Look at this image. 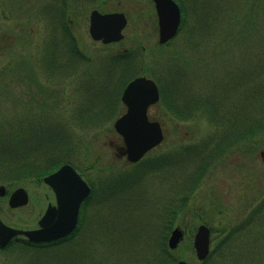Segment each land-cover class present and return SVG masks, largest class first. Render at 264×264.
Returning <instances> with one entry per match:
<instances>
[{
    "label": "rangeland",
    "instance_id": "374dc122",
    "mask_svg": "<svg viewBox=\"0 0 264 264\" xmlns=\"http://www.w3.org/2000/svg\"><path fill=\"white\" fill-rule=\"evenodd\" d=\"M111 1L113 5L108 8L111 6L124 11L129 18L123 40L102 46L90 37L88 20L81 21L75 29L77 41L74 47L67 45L72 41L66 37L64 76L57 73L46 83L44 75L34 69L29 83L15 80L14 72L8 73L5 81L0 83V131L6 130L8 123L15 127L19 125L21 132L25 130L28 133L27 127H35L38 123L44 125L46 122H53L49 125L56 124L63 131L69 130L75 144L70 159L94 188L93 208L88 212L83 228L78 231L81 234L74 236L80 237V240H63L44 251L34 252L27 250L25 244H11L0 251V264H147L154 254L155 258L159 254L160 238L169 221L172 228L180 226L185 232L174 252L176 259H185L190 264H264V222L249 228L254 230L252 235L236 238L240 233L235 228L229 234L264 197L262 144L253 150L231 149L200 174L198 158L184 152L178 157L174 153L178 148L191 146L206 138L213 129L206 116L179 120L162 106H153L149 109V115L161 122L164 140L145 154L140 162L128 163L124 158L117 159L109 142H120L113 124L125 108L121 99L115 100V109L105 108L102 102L108 98V91L113 87L109 85L105 90L106 85L103 84L106 81L102 77L96 80L97 76H102L97 73L99 61L135 43L147 47L142 56L146 63L143 68H150L151 73L155 74L162 66L164 75L163 65H177L186 73L180 77L178 86L184 87L189 94L190 82L193 89L211 96L212 90H219L216 85L223 84L219 78L223 80L225 71L230 72L234 67L236 70L237 66L242 65V74L253 78L255 72L251 74L247 66H252L254 57L264 60V46L260 38L258 41L247 40L244 46L235 43L225 49L220 48L218 42H206L208 37L203 34L204 30H195L189 41V26L196 23L194 18H190L189 22V17L199 8H193L189 0H182L187 10V20L175 38L159 48L156 46L157 17L150 0ZM230 1L218 2L223 15L233 12ZM248 1L245 3L252 7L255 0ZM25 26L14 18H0V67L12 61L15 50L18 57L28 58L32 44L28 36L30 32H26L30 25ZM201 35L204 36L203 43L197 41L203 39ZM192 42L202 45L193 47ZM35 52L33 50V54ZM71 52L76 54L70 55ZM234 72V76L231 75L233 82L238 81L239 77ZM89 80L94 84H87ZM86 95L91 100H85L82 107L89 106L87 108L91 113L101 109L102 116L87 117L80 124V120H77L79 117H74L75 110ZM40 109L45 111L38 112ZM158 158H162L161 167L156 162ZM198 174L200 177L193 179ZM0 184H6L4 178L0 177ZM16 186L27 189L28 203L12 209L7 203L8 195L0 197V216L9 225L32 227L44 211L47 201L52 198V193L45 184L28 179L18 181L12 188ZM201 222L213 229V254L205 262L196 258L192 248L196 227Z\"/></svg>",
    "mask_w": 264,
    "mask_h": 264
},
{
    "label": "trees",
    "instance_id": "16d2710c",
    "mask_svg": "<svg viewBox=\"0 0 264 264\" xmlns=\"http://www.w3.org/2000/svg\"><path fill=\"white\" fill-rule=\"evenodd\" d=\"M220 1L189 0L193 8H199L197 12L193 11L189 17V22L190 18H194L196 22L189 26V41L191 40V36L195 34V30H204L203 34L205 37H208L206 42L209 41L208 43H210L211 40L213 43L218 42L220 48L225 47V49H228L235 43L244 46L247 40L258 41L259 38L261 45L264 46V0L253 1L252 7H248L249 3H245L247 0H237L242 1L241 3L231 0L229 4L235 7L236 10H233L231 7L233 12H227L229 13L227 15H223V12L220 13L221 7L218 3ZM178 2L182 11L180 32L187 20V10L182 0H178ZM220 20L221 22L218 24L217 22ZM201 36L203 39L197 41L203 43L204 36ZM241 39L244 41L241 42ZM170 42L162 46H166ZM73 44H75V40H72L71 44L67 45L74 47ZM200 45L202 44L192 42L193 47ZM206 50L207 48L204 51ZM255 53V56H257V52ZM73 54L76 53H70V55ZM206 55L209 56L208 51H206ZM257 58L258 60L255 57L252 59V61L254 60L251 63L252 66H247L250 68L251 74L255 72L252 74L253 78L247 77V74H242V65L237 66L236 70L234 67L230 72L225 71L223 80L219 78V81L223 82V84L221 86L216 85L219 90H212L213 94L211 96H208V94L204 95V93L195 90V88L193 89L190 82L189 94H187L184 87L178 86L177 82L181 81L180 77L185 76L186 73L176 67L177 65H163L165 66V74L161 76V79L159 75L152 74L150 68L144 70V73L153 76L159 84L161 94L159 106H162L173 117L179 120L206 116L210 122L213 129L207 133L206 138L201 140L202 142L178 148L174 153L178 157L184 152L189 153L193 158H198L201 173H197H204L213 161L223 158L231 149L241 148L242 151H245L247 148H250L253 150L260 144H262L261 147H264V60H260V57ZM135 60L131 55L128 56L124 53L114 52L108 56V59L103 58L99 61L97 73L102 76L95 77L96 80L102 77L106 81V84L105 82L103 84L106 85L105 90H108L107 87L109 85L113 87V89H109L108 91V98L102 102L105 103V108L107 107L109 110L115 109V100L119 101L123 87L135 74L134 72H137L138 68L133 64ZM205 66L207 65L205 64ZM260 68L262 70L259 71L258 69ZM234 71H236V76L239 75L238 81L235 82H233ZM195 76L196 74L193 77ZM87 84H94V82L89 80ZM95 93L99 94L100 92ZM85 100L91 99L87 95L83 97L79 107L75 110L74 117H79L77 120H80V124L87 117L90 119V117L96 118L98 115L102 116L101 109L91 113L90 110L88 111L89 106L85 105L82 107V103H85ZM44 111L45 109L38 110V112ZM46 123L44 125L38 123L35 127H27L26 131L28 133H25V130L21 132L19 125L15 127L13 124L9 125L6 123V130L0 131V177L4 178L9 189L18 181L25 179L35 183H42V177L45 174L52 172L65 162H70L76 166L70 159L73 155L71 150L75 149V144L71 137L72 133L70 134L66 128L67 131L61 130L56 124L49 125L54 124L53 122ZM161 159H156L158 167L163 165L160 164ZM200 174L196 175L193 179H198ZM261 221L264 222V197L257 206L249 211L248 216L239 225L232 228L229 234L231 235L235 228L236 232L240 233L236 238L246 237L249 234L252 235L254 230L253 228L249 230V228L259 224ZM171 228L172 223L169 221L160 238L159 254H156V258L154 254L147 264H175L177 257L174 256V252L178 247L171 250L167 246V236ZM60 242L61 240L52 242L51 244L31 242L24 244L27 245V250L34 252L38 250L44 251V249L55 246ZM211 255L202 262L210 259Z\"/></svg>",
    "mask_w": 264,
    "mask_h": 264
},
{
    "label": "water",
    "instance_id": "95a60500",
    "mask_svg": "<svg viewBox=\"0 0 264 264\" xmlns=\"http://www.w3.org/2000/svg\"><path fill=\"white\" fill-rule=\"evenodd\" d=\"M158 17V41H169L178 31L181 10L175 0H153ZM127 19L123 12L101 13L93 10L90 15L89 33L95 40L104 43L119 41L124 37L123 28ZM159 99L156 82L146 76H137L124 87L121 100L127 106L125 113L114 122V128L124 141L115 146L117 156L130 162L138 161L148 150L158 145L164 138L159 121L148 117L147 109ZM262 154V153H261ZM43 181L54 191L55 205H48L38 220V227L21 229L9 226L0 218V246H5L15 235L23 234L32 242L57 239L69 234L76 225L81 201L90 192V187L74 167L65 163L54 172L43 177ZM6 194V187L0 184V196ZM28 202L24 187L15 188L9 195L8 205L18 207ZM183 237V230L176 226L168 237V246L177 247ZM210 228L201 223L197 226L193 246L198 259L203 260L209 253ZM176 264H189L179 259Z\"/></svg>",
    "mask_w": 264,
    "mask_h": 264
},
{
    "label": "flooded vegetation",
    "instance_id": "af4514ba",
    "mask_svg": "<svg viewBox=\"0 0 264 264\" xmlns=\"http://www.w3.org/2000/svg\"><path fill=\"white\" fill-rule=\"evenodd\" d=\"M150 2L155 16L157 17L154 2L153 0H150ZM109 5H113L111 0H0V18H14L20 20V24H26L25 27L30 25V28H28V31L26 32H30V35H27L30 37L32 49L36 50L33 54V50L31 49L27 56L28 58L26 59L22 56L18 57L15 50V53L11 58L12 61H8L5 65L0 67V83L5 81L9 75L8 73L12 72L16 75L14 76L15 80L29 83L32 81L31 75L34 73V69L39 70L42 76L44 75L43 80L46 83L50 82L57 73L60 75L63 74L64 76L65 52L67 50L66 37L70 38V41L75 40L76 42L75 29L78 23L88 20L89 24L90 15L93 10H98L101 13L115 11L121 12V10L117 8L114 9L111 6V8H108ZM122 12L125 14L128 23L129 18L124 11ZM1 39L0 34V41ZM94 41L100 42L102 46H110L120 42L117 41L105 44L101 40ZM156 46L160 48L162 45L157 43ZM146 48L145 45L138 46L134 43V45L131 44L115 53H124L128 56L131 55L132 58L136 59V62L134 61L133 64L137 66L138 69L137 72H134L135 74L133 76H137L144 74L145 68L143 67H145V63L143 60L145 59L142 56L144 55ZM112 54L113 53H110L109 55ZM155 57L157 58L156 53ZM160 57L161 56L159 55V58ZM157 62L161 63L160 60H157ZM156 72L161 79L163 74L162 66H159ZM157 106L159 105H155L156 108ZM110 143L114 146L118 145V143H113L112 141H110ZM113 149L116 154L117 150L115 148ZM123 158L125 159V157ZM262 158L264 159V155ZM86 181L91 187V192L81 202L77 225L68 236L57 240H80V237L74 236L81 228H83L84 223L87 220L88 212L91 211L93 208L92 205L94 204L93 185L90 181ZM49 190L52 193V198L47 201L45 208L47 205L55 203V196L51 189ZM46 197H48V194H46ZM35 227H37V225ZM78 234L80 235L81 232ZM27 240L28 239L25 236H15L10 239L9 245L16 243L24 244L28 242ZM46 244H51V242Z\"/></svg>",
    "mask_w": 264,
    "mask_h": 264
}]
</instances>
